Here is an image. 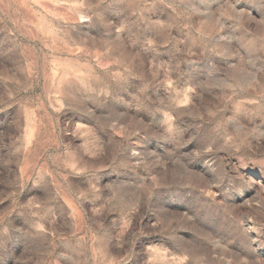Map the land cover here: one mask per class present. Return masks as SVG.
<instances>
[{
  "label": "rangeland",
  "instance_id": "obj_1",
  "mask_svg": "<svg viewBox=\"0 0 264 264\" xmlns=\"http://www.w3.org/2000/svg\"><path fill=\"white\" fill-rule=\"evenodd\" d=\"M0 264H264V0H0Z\"/></svg>",
  "mask_w": 264,
  "mask_h": 264
}]
</instances>
